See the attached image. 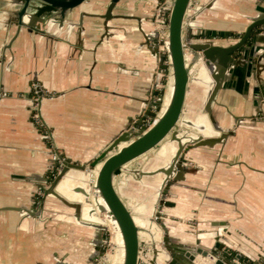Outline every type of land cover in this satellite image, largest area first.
<instances>
[{"label": "crops", "instance_id": "0c3cea01", "mask_svg": "<svg viewBox=\"0 0 264 264\" xmlns=\"http://www.w3.org/2000/svg\"><path fill=\"white\" fill-rule=\"evenodd\" d=\"M12 1L0 0V264H94L104 240L42 189L59 155L92 162L149 110L156 113L154 91L165 82L147 41L154 34L156 2L123 0L116 14L131 18L113 20L106 31L98 16L79 26L80 10L90 15L107 10L109 0H91L77 11L71 28L57 24L45 36L24 29L12 40L17 31L8 19ZM198 1L194 34L198 42L220 46L237 42L251 19L264 12V0ZM254 45L264 50V42ZM250 57L226 71L214 106L230 135L188 154L196 166L187 167L186 180L172 186L165 223L179 249L219 246L226 257L262 264L264 69L258 71ZM36 84L43 94V130L32 117L40 94ZM198 91L200 98L190 85L187 106L200 108L206 87ZM168 94L169 86L165 98Z\"/></svg>", "mask_w": 264, "mask_h": 264}, {"label": "water", "instance_id": "95a60500", "mask_svg": "<svg viewBox=\"0 0 264 264\" xmlns=\"http://www.w3.org/2000/svg\"><path fill=\"white\" fill-rule=\"evenodd\" d=\"M122 1L109 0L104 14L90 15L80 9H83L91 0H13L8 19L9 24L14 25L17 31L12 40L16 39L24 29L29 33L45 36L49 34L52 26L57 24L60 27L68 24L71 28V26H74L72 21L78 10H80L79 26L82 25L84 18L98 16V18L104 20L105 30L109 31L111 29L110 22L113 20L131 18L116 14L118 5ZM152 1L156 2L157 7L160 6V0ZM192 1L173 0L169 20V34L166 42L167 57L171 66L170 76L172 81L170 91L171 89L172 91L171 93L169 92L171 94H168V96L170 95V99L165 105L164 101L166 98L162 91L164 87L160 89L161 92L158 87L155 88V102L151 105V108H156V112H160V115L155 119L153 125L150 128L143 127V122L146 118L156 116V113L152 114L151 110H149L144 118L124 130L92 162L80 163L59 155L60 162L56 164V170H54L53 175L47 179V186L42 189L45 196H52L58 202L71 209L74 212V219L78 224L97 230V237L102 241L104 240L102 233L106 230V227L90 221H83L84 205L59 192V186L67 176L74 173L88 176L93 188L86 189L83 185H75L68 190L74 196L83 197L85 205L90 204L92 206V199L94 206L89 214L98 213V216L101 218L108 217L114 226L118 228L124 246L122 264H158L160 255L164 256L162 264H236L235 259H232L231 255L229 258L221 253L219 246L210 250L198 248L195 245L183 246L182 249H179L176 245L178 243L170 235L166 223H162L163 231H160L162 235L164 232L163 241L161 242L163 246L161 243L156 242L157 239L155 240V238L157 236L153 234V241L150 244L152 252L150 256L151 260L149 261L150 258L142 260L140 233L146 232L149 234V232L147 230L142 231L137 225L134 214L125 201L126 196L120 190V185L123 186L130 178L133 179L132 181L138 182L141 178L161 176L163 179L162 189L157 203L166 206V199L170 194L172 186L186 180L188 154L198 147L212 148L216 144L224 143L230 135V132H226L220 126L214 114L217 97L221 90H223L222 78H224L226 71L243 66L248 53L251 54L250 58L255 63L256 69L258 71H263L264 69V50L254 45L264 42V12L259 13L251 19V24L237 42L228 46H220L214 40L198 42L196 38L198 35L194 34L193 27L191 26L185 40L184 28ZM257 29H260L261 32L255 35ZM151 39L154 40L152 44ZM147 41L155 58L161 63L158 76L160 80L165 76L163 71L165 70L164 62L166 56L159 52L155 30L154 34ZM11 45L12 42H9L8 48ZM187 48L190 50L189 54L192 55L191 62L187 61ZM201 62L204 64L203 67L206 75L209 78L210 75L212 76V79L210 78L211 80L208 83L210 89L206 100L198 108L199 110L201 109V112L199 110L198 112L206 117L208 125L206 123L197 125L192 120L186 119V115L191 113L186 105L190 85L193 82L198 83L200 81L195 79L193 68ZM35 89L40 92V96L42 97V88L36 84ZM41 101L42 98H40L39 103ZM39 112L42 117L41 109ZM208 130L211 131L209 132L211 136L202 135V133ZM193 131L200 133V135L195 138L186 137L192 135ZM44 138L50 139L51 134ZM184 140L187 142H184ZM166 141H168L167 143L172 142L177 145V151L168 165L154 171L128 170L130 174L117 186L116 178L121 171L126 170L130 163L156 150ZM99 166L100 169L92 182V168L96 169ZM39 214H41V211L38 212ZM149 222L154 223L152 218H150ZM103 249L104 245L103 248H96V254L93 255L94 260L102 256ZM238 259H240V256H238ZM243 264L248 263L244 262Z\"/></svg>", "mask_w": 264, "mask_h": 264}, {"label": "rangeland", "instance_id": "374dc122", "mask_svg": "<svg viewBox=\"0 0 264 264\" xmlns=\"http://www.w3.org/2000/svg\"><path fill=\"white\" fill-rule=\"evenodd\" d=\"M168 1V0H164ZM173 1V0H170ZM163 3V0H160V4ZM157 5L156 8L157 9ZM200 8V3L198 0H193V4L191 7V12H190V17L186 20V24H185V28H184V36H185V40L187 39V36L189 34V30H190V25L192 23H195V18L197 17L198 13V9ZM153 22H154V18H153ZM190 53L189 48H187V54ZM167 62L168 63H164L165 66V70H164V83L162 84L164 89H163V94L165 93L166 89L169 86V92H170V88H171V81L172 78L170 76V61L167 57ZM196 77H198V74L195 72L194 73ZM193 87H195V91L198 95V97L200 98L201 95H199L200 91H198V85L196 83H192ZM206 93H204V97L203 101L206 100L207 94L209 92V90L206 88ZM196 108L197 106L194 105ZM188 110L191 111V113H188L186 115V119H190L193 122H195L198 125V120L200 121L201 116V112L199 109H194L192 106H187ZM199 110V112H198ZM160 115V112H156V116H154L153 118H146V120L143 122V124L146 123L147 120H152V124L154 123L155 119H157V117ZM142 119V118H141ZM140 119V120H141ZM139 122V121H138ZM135 125V124H133ZM132 125V126H133ZM144 127V126H143ZM211 132V131H210ZM200 135V133L193 131L192 135H188L186 137H190V138H195L196 136ZM169 141V140H168ZM164 142V144H162L161 146H159L156 150L146 154L145 156L141 157L140 159L130 163L127 166L126 170H123L120 172V174L117 176L116 178V184L117 186L120 185V183L122 181L125 180V177L130 174L128 173V170H145V171H151L153 167H155L157 164H163L165 162V155H161L160 153L164 150L165 145L167 144V142ZM184 142H187L186 140H184ZM188 159V167H194L195 168V164L191 161V159ZM92 172H91V181L93 182L94 178H95V168H92ZM53 169V173H54ZM129 177H131L129 175ZM133 179L130 178L128 179V181H126V183L122 186L120 185V190H126L125 191V201L128 203V205L130 206L131 209L135 210V213L137 215H139L142 218L146 219V222L149 224L148 228H144L141 227L142 231L143 230H147L149 232V234H147L146 232H141L140 234V239H141V245H142V250H141V259L142 260H147L150 258V256L152 255L151 252V247L150 244L153 241L152 239V235L154 234L155 236H157V238H155L156 242L161 243L163 240L162 238L164 237V232L163 235L160 231H163L162 228V223H167V216H168V209H167V205L168 202H166V206H162L160 203H157L159 196H160V192L162 189V182L163 179L161 176H157V177H152V178H141L139 179V181H132ZM145 182H147V185H145ZM153 190V191H150ZM169 197V195H168ZM162 199V198H161ZM168 199V198H167ZM166 199V201H167ZM84 205V204H83ZM87 205H84V208ZM156 206V207H155ZM92 207V206H91ZM156 208V209H155ZM101 218V217H100ZM104 218V217H102ZM150 218L153 219L154 223L149 222ZM108 225V226H107ZM105 225L106 230L102 233L103 239H104V249H103V254L101 257H99L98 259L95 260L94 264H117V261H111L109 257L112 256V251L115 249V244H114V231L113 228L107 224ZM162 245V243H161ZM163 246V245H162ZM163 257L162 255L159 256L158 260H160V258H162L160 261V263L162 264L163 262ZM243 263V262H242Z\"/></svg>", "mask_w": 264, "mask_h": 264}, {"label": "bare ground", "instance_id": "6f19581e", "mask_svg": "<svg viewBox=\"0 0 264 264\" xmlns=\"http://www.w3.org/2000/svg\"><path fill=\"white\" fill-rule=\"evenodd\" d=\"M190 26L194 27L195 23H192ZM189 55L190 54L187 55V61L191 62L192 56L189 57ZM203 65L204 64L202 62L199 63V64H196L194 66V68H193V74L196 72L198 74V77L195 76V79L200 80L196 84L198 86H205L209 90L210 87H209L208 83L210 82L211 79L206 75V72H205V69H204ZM171 91H172V89H171ZM171 91H170V93H171ZM170 95L166 97V99L164 101L165 105L169 102ZM198 118H200V121H201L200 122L198 120V125L205 124L207 122L205 116H201V117H198ZM206 124L208 125V123H206ZM209 128H210V126H209ZM209 132L210 131L208 130L207 132L202 133V135L211 136V133H209ZM176 151H177V145L175 143H172V142L167 143L165 145L164 150L160 153L161 155H165V157H166L165 162L163 164H157L155 167L152 168L151 171H154V170H156V169H158L160 167L168 165L171 162V160L173 159V156L175 155ZM99 169H100V166L96 168L95 175L97 174ZM75 185H80V186L83 185V187L86 188V189L93 188L88 176L74 173V174H71V175H69V176H67L65 178L63 183L59 186V192L61 194H63L64 196L69 197L70 199H73L75 201H79L80 203L85 205L83 197L74 196L73 193L68 190L72 186H75ZM145 185H147V182H145ZM125 191L126 190H122L121 192L123 194H125ZM150 191H153V190H150ZM91 202H92V207L90 206V204H87V206L83 209V215H82L83 218H82V220L83 221H90L92 223H97L99 225H104V226L109 224L113 228L114 237H115L114 244L116 246H115V249L112 251V253H113L112 256L109 257V258H110L111 261L116 260L117 264H122L123 257H124V246H123V241H122L120 232H119L118 228L116 226H114V224L110 221V218L104 217L102 219V218H100L98 216V213L97 214H92V215L89 214L90 210L94 206L92 199H91ZM131 210H132V212L134 214V218H135V221H136L137 225L140 228L141 227L148 228L149 224L146 222V219L140 217L139 215H137L135 213V210H136L135 208H134V210L133 209H131Z\"/></svg>", "mask_w": 264, "mask_h": 264}, {"label": "built area", "instance_id": "2783aa9c", "mask_svg": "<svg viewBox=\"0 0 264 264\" xmlns=\"http://www.w3.org/2000/svg\"><path fill=\"white\" fill-rule=\"evenodd\" d=\"M192 4H193V1H192ZM172 6H173V1L168 0V1L164 2V0H163V3L160 4V6H158V8L155 9V11H154V30L157 34L158 48H159L160 54L165 55L166 59H167V54H168L166 42H167V37L169 34V20H170ZM191 7H192V5H191ZM191 7L188 11L186 20L190 17ZM165 62L168 63L167 60H165ZM38 95H39V97L35 98L34 104L32 106L33 107L32 117H33L34 123L43 130V129H45V126H44V123L42 121V117L40 116V112H39V110H40V103H39L40 94L38 93ZM136 123H138V120L136 121ZM152 125H153L152 120H147L146 123L143 124V126L146 128H150ZM54 159L59 161L57 156H54ZM53 169H55V168L53 167ZM235 262H236V264H243L242 262H240L237 259H235ZM262 264H264V263H262Z\"/></svg>", "mask_w": 264, "mask_h": 264}, {"label": "flooded vegetation", "instance_id": "af4514ba", "mask_svg": "<svg viewBox=\"0 0 264 264\" xmlns=\"http://www.w3.org/2000/svg\"><path fill=\"white\" fill-rule=\"evenodd\" d=\"M161 259H162V258H160V260H161ZM160 260H158V263L161 262Z\"/></svg>", "mask_w": 264, "mask_h": 264}]
</instances>
